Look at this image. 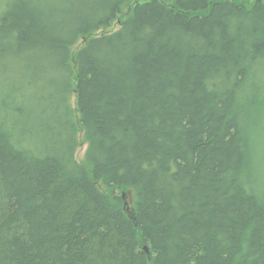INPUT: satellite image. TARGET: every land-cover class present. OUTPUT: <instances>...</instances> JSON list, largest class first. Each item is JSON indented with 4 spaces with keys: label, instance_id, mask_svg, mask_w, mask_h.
<instances>
[{
    "label": "trees",
    "instance_id": "obj_1",
    "mask_svg": "<svg viewBox=\"0 0 264 264\" xmlns=\"http://www.w3.org/2000/svg\"><path fill=\"white\" fill-rule=\"evenodd\" d=\"M261 120L264 0H0V264H264Z\"/></svg>",
    "mask_w": 264,
    "mask_h": 264
},
{
    "label": "rangeland",
    "instance_id": "obj_2",
    "mask_svg": "<svg viewBox=\"0 0 264 264\" xmlns=\"http://www.w3.org/2000/svg\"><path fill=\"white\" fill-rule=\"evenodd\" d=\"M117 24H114L110 28H107V31L116 30ZM73 105H74V99H73ZM255 130L254 133V154H255V163L257 165L255 175H254V190L257 193H264V120L259 121L255 124ZM79 140L81 143H84L83 136L81 133H79ZM85 150V146H82L80 149L77 150L76 159L78 162H83V153ZM102 191H105V189L100 186ZM131 201V199H130Z\"/></svg>",
    "mask_w": 264,
    "mask_h": 264
},
{
    "label": "bare ground",
    "instance_id": "obj_3",
    "mask_svg": "<svg viewBox=\"0 0 264 264\" xmlns=\"http://www.w3.org/2000/svg\"><path fill=\"white\" fill-rule=\"evenodd\" d=\"M81 147H82V146H81ZM81 147H80V148H81Z\"/></svg>",
    "mask_w": 264,
    "mask_h": 264
}]
</instances>
